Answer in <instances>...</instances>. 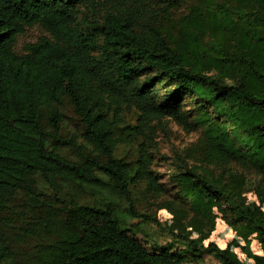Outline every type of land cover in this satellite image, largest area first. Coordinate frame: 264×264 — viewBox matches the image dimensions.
Returning a JSON list of instances; mask_svg holds the SVG:
<instances>
[{
	"label": "trees",
	"instance_id": "trees-1",
	"mask_svg": "<svg viewBox=\"0 0 264 264\" xmlns=\"http://www.w3.org/2000/svg\"><path fill=\"white\" fill-rule=\"evenodd\" d=\"M233 1L238 9H191L181 38L171 41L149 0H125L102 19L80 16L94 0H0V264H13L17 206L34 219L29 236L42 240L32 264H186L204 253L243 264L230 246L205 245L203 237L173 233L185 241L182 251L138 241L127 218L149 219L133 190L142 182L160 189L153 156L145 143L132 163L116 154L137 136L152 141L154 120L189 125L182 102L192 97L206 160L264 179V0ZM34 26L45 34L16 51ZM67 108L81 124L79 137L65 132ZM133 109L136 124H125L123 112ZM182 178L183 203L211 224L217 209L238 237L254 236L263 252L254 263L264 264V210L248 208L241 184L195 171ZM67 186L99 200L65 197ZM256 193L264 198V188Z\"/></svg>",
	"mask_w": 264,
	"mask_h": 264
},
{
	"label": "rangeland",
	"instance_id": "rangeland-1",
	"mask_svg": "<svg viewBox=\"0 0 264 264\" xmlns=\"http://www.w3.org/2000/svg\"><path fill=\"white\" fill-rule=\"evenodd\" d=\"M125 0H94L92 4L85 3L80 6V16H94L102 19L103 16L115 6ZM154 8L158 10L157 20L162 31L171 41H179L181 38L184 17L193 8L203 9L202 13H211L212 9L223 12V6L227 8H239L233 0H149ZM208 9L209 12L206 10ZM45 32L38 26L28 27L26 32L19 36L16 51L21 52L27 43H32L43 36ZM208 46L214 45V39L205 34ZM162 96V92H158ZM192 97H186L182 102V109L188 116L189 125L181 124L171 117H164L161 120L151 122L152 141L143 136L133 138L132 142L120 145L116 154L118 157L132 163L137 159L139 145L145 143L152 153L153 163L151 170L156 176L159 190H150L142 182L134 187L133 195L136 200L137 210L149 216V219H129L135 238L151 249L153 245L171 244L173 251H182L184 240L173 235L180 234L190 239L203 237L205 245L210 242L216 243L221 248L230 246L238 255L243 264H255L253 256L262 255V249L258 241L251 236L243 239L236 235L214 209L218 215L212 224L204 219L199 212L186 205L182 201L181 182L182 174L191 172L200 173L208 181L228 182L231 185L241 184L246 203L249 209L257 211L264 210V198L257 195V189L264 188V179L253 169L241 167L236 164H224L223 162H208L204 153L202 143L204 128L195 125L196 109ZM210 111V110H209ZM65 132L77 137L80 136L81 124L70 108L66 109ZM125 124H136L137 114L135 110L123 112ZM197 122V121H196ZM68 157L75 155L66 151ZM43 189L53 193L47 186ZM64 196L75 198L81 203H94L99 200L96 193H83L70 186L65 187ZM113 201L117 202L120 209L126 204L124 200L114 196ZM12 214L11 241L10 245L15 252L13 264H32L30 257L34 254L37 245L41 243L40 237H31L29 231L34 228L33 218L17 206ZM205 214L208 215L207 211ZM210 218V216H208ZM186 264H220L216 258L209 254H201L196 258L189 256Z\"/></svg>",
	"mask_w": 264,
	"mask_h": 264
}]
</instances>
